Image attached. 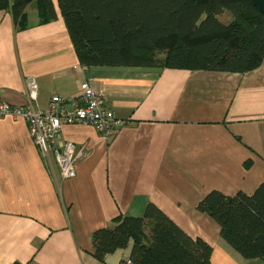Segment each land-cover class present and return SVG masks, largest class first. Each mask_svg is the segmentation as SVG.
Listing matches in <instances>:
<instances>
[{
    "label": "crops",
    "instance_id": "0c3cea01",
    "mask_svg": "<svg viewBox=\"0 0 264 264\" xmlns=\"http://www.w3.org/2000/svg\"><path fill=\"white\" fill-rule=\"evenodd\" d=\"M54 6L57 18L46 20L43 0H33L19 24L0 10V100L27 106L33 78V104L44 109L52 95L74 97L90 81L129 124L110 138L64 125V139L86 152L63 178L26 119H0V264H120L132 245L101 261L92 235L121 215L143 216L149 203L208 242L211 264H264L244 258L198 210L211 191L253 194L264 181V62L248 73L86 68Z\"/></svg>",
    "mask_w": 264,
    "mask_h": 264
},
{
    "label": "trees",
    "instance_id": "16d2710c",
    "mask_svg": "<svg viewBox=\"0 0 264 264\" xmlns=\"http://www.w3.org/2000/svg\"><path fill=\"white\" fill-rule=\"evenodd\" d=\"M33 0H0L19 24ZM46 20L57 18L43 0ZM86 67L180 68L248 73L264 62V13L251 0H58ZM226 11L232 19H221ZM198 210L244 258H264V181L253 194L209 192ZM101 261L132 245L133 264H211L213 247L193 238L154 203L92 235ZM13 264H22L15 262Z\"/></svg>",
    "mask_w": 264,
    "mask_h": 264
},
{
    "label": "built area",
    "instance_id": "2783aa9c",
    "mask_svg": "<svg viewBox=\"0 0 264 264\" xmlns=\"http://www.w3.org/2000/svg\"><path fill=\"white\" fill-rule=\"evenodd\" d=\"M27 94V106L12 105L0 100V119H26L34 143L44 156L54 159L63 178L76 175V161L86 152L64 139V125H91L105 138H110L119 127L129 124L128 120L117 117L107 105L103 93L97 91L90 81L83 82L79 93L74 97L52 95L44 109H37L33 104L38 96V84L33 78L28 80ZM120 264L133 262L128 258Z\"/></svg>",
    "mask_w": 264,
    "mask_h": 264
},
{
    "label": "water",
    "instance_id": "95a60500",
    "mask_svg": "<svg viewBox=\"0 0 264 264\" xmlns=\"http://www.w3.org/2000/svg\"><path fill=\"white\" fill-rule=\"evenodd\" d=\"M256 7L260 9L261 12L264 13V0H251Z\"/></svg>",
    "mask_w": 264,
    "mask_h": 264
},
{
    "label": "rangeland",
    "instance_id": "374dc122",
    "mask_svg": "<svg viewBox=\"0 0 264 264\" xmlns=\"http://www.w3.org/2000/svg\"><path fill=\"white\" fill-rule=\"evenodd\" d=\"M221 19L225 22H228L232 19V14L226 11L223 15H221Z\"/></svg>",
    "mask_w": 264,
    "mask_h": 264
}]
</instances>
